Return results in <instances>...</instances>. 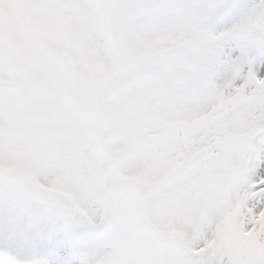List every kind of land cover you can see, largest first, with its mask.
Listing matches in <instances>:
<instances>
[{"label": "rangeland", "instance_id": "1", "mask_svg": "<svg viewBox=\"0 0 264 264\" xmlns=\"http://www.w3.org/2000/svg\"><path fill=\"white\" fill-rule=\"evenodd\" d=\"M237 48L253 61L264 51V0H0V168L94 223L106 190L134 186L147 221L188 251L260 134L239 130L250 101L228 88ZM5 231L78 264H181L131 192L112 197L96 235L3 178Z\"/></svg>", "mask_w": 264, "mask_h": 264}, {"label": "snow or ice", "instance_id": "2", "mask_svg": "<svg viewBox=\"0 0 264 264\" xmlns=\"http://www.w3.org/2000/svg\"><path fill=\"white\" fill-rule=\"evenodd\" d=\"M231 55L229 91L234 85V94L250 101L239 130L260 134L246 175L214 209L205 232L189 236L191 264H264V51L254 61L239 48ZM238 162L237 156L233 166ZM64 251L8 231L0 235V264H78L64 259Z\"/></svg>", "mask_w": 264, "mask_h": 264}, {"label": "water", "instance_id": "3", "mask_svg": "<svg viewBox=\"0 0 264 264\" xmlns=\"http://www.w3.org/2000/svg\"><path fill=\"white\" fill-rule=\"evenodd\" d=\"M2 177H7L16 180L21 184V186L25 189L27 194H31L43 199H46L56 205H60L65 211H73V212H78L86 216L88 219H90L88 213L81 207H73V206H67L63 204L57 197L46 195L42 192L39 191V189L30 181L21 178L19 176L13 175L9 171L0 168V178ZM119 192H133L139 201V216H140V221L143 224L144 227H146L149 230H152L156 232L158 235H160L162 238L165 240L169 241L172 243L179 251L180 254V263L181 264H191V261L189 259V256L184 249L183 245L178 241L173 238L167 237L164 235L161 231L158 230L155 226L149 224L145 218V213H144V205H143V199L137 189H135L132 186H127V185H118L111 190H107L101 197L100 203L102 205V216H101V222L99 224H94L96 227L97 233H103L105 232L110 223V216H111V198L113 195L119 193Z\"/></svg>", "mask_w": 264, "mask_h": 264}, {"label": "trees", "instance_id": "4", "mask_svg": "<svg viewBox=\"0 0 264 264\" xmlns=\"http://www.w3.org/2000/svg\"><path fill=\"white\" fill-rule=\"evenodd\" d=\"M170 183H171V184L178 185V184L181 183V178H180V179L178 178V180H177V179H174V181L172 180ZM198 187L201 188V187H203V186L198 185ZM162 189H163V188H162ZM181 190H182V189H181ZM175 192H177V190H175V189L172 190L171 193L168 194V196H165V198H167V197L170 198L171 195H172L173 193H175ZM179 194H181V193H179V192L176 193V195H179ZM41 201H42V200H41ZM43 202L46 203L48 206H51V207L54 208V206H53L52 204H50L49 202H47V201H43Z\"/></svg>", "mask_w": 264, "mask_h": 264}]
</instances>
